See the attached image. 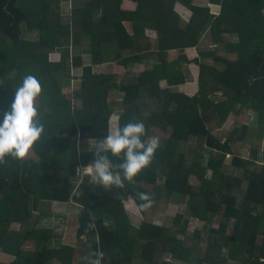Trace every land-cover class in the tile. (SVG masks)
Here are the masks:
<instances>
[{
  "label": "trees",
  "instance_id": "16d2710c",
  "mask_svg": "<svg viewBox=\"0 0 264 264\" xmlns=\"http://www.w3.org/2000/svg\"><path fill=\"white\" fill-rule=\"evenodd\" d=\"M64 1L71 2L0 0V113L9 107L23 76L32 74L42 85L37 107L45 124L44 134L31 149L35 156L22 161L6 157L7 163L0 164V250L14 257L0 264H75L77 252L83 257L97 248L105 252V264H177L165 259L168 252L174 259L195 264H263L264 154L259 168L251 167L260 160L259 150L250 158L235 154L231 165L241 171L238 176L225 175L221 168L226 156L234 154V142L264 135V0H208L207 5L194 0H74L68 17L62 9ZM212 6H218L219 12L214 13ZM187 8L192 14L183 22L180 11ZM146 29L155 30L157 39L148 37ZM27 32L39 36L26 37ZM65 38L76 47H87L91 63L84 64L78 53L69 64L70 55L61 48ZM214 45L235 57L219 54ZM188 49L197 50L198 56L189 59ZM56 53L60 60L53 58ZM207 57L211 63L204 61ZM144 59L153 62L151 69L135 73L128 68ZM107 60L119 70L125 68L124 78L117 72L93 71L94 65ZM192 62L199 70L198 83L189 81L183 70L185 64L195 75ZM71 66L82 70L72 96L65 90L71 77L64 79L63 73ZM176 85L180 90H172ZM190 85L193 94L186 91ZM113 91L124 94L119 127L142 121L148 131L145 139L158 132L166 137L134 184L125 182L122 189L105 191L89 184L87 177L78 179L76 168L93 159L79 141L97 140L110 131ZM218 91L224 92V99L211 98ZM244 108L255 112L254 130L248 124L236 126L225 139L211 131L215 115L223 124ZM196 137L203 144L192 159L182 146ZM244 183L239 204L236 189ZM77 184L82 195L70 197ZM138 192L149 194L150 202ZM129 198L143 214L153 201L182 202L185 209L174 221L179 230L151 220L134 224L125 206ZM53 201L82 206L76 216L80 248L51 245L57 236L54 228H12L41 211L42 203L50 207ZM185 212L204 222L195 230L198 239L206 232L204 257L185 242L188 227L180 224ZM233 218L237 222L229 234ZM89 222L96 227L86 231ZM27 243L34 245L26 248Z\"/></svg>",
  "mask_w": 264,
  "mask_h": 264
},
{
  "label": "rangeland",
  "instance_id": "374dc122",
  "mask_svg": "<svg viewBox=\"0 0 264 264\" xmlns=\"http://www.w3.org/2000/svg\"><path fill=\"white\" fill-rule=\"evenodd\" d=\"M74 2V0H71V2H62V9L64 10L65 16L68 17L71 14V7H72V3ZM195 3L200 4V5H207L209 4L208 0H194ZM212 11L214 13H218L219 12V7L218 6H212ZM181 17H182V21L186 22L189 20L190 16H191V11L187 8V9H182L180 11ZM64 20H67V18H65L63 16ZM127 26L130 27L129 23H126ZM146 34L148 37L151 38H155L157 39L158 35L157 32L155 30L152 29H146ZM39 36L37 33H26V37H31V38H35ZM206 38L208 39V37L206 36ZM227 39H232L235 40L236 38L233 36H229L226 35ZM209 40V39H208ZM206 42V41H205ZM209 41L206 42V47L208 48H212V46H210ZM216 49H218L219 54H225L227 56L230 57H235V53H228L225 52L223 47H219L217 45H214ZM62 51L64 54H69L70 58L68 59V63L72 60L73 55L76 54H81L84 56V64H90V57H88L87 53L84 48H87L85 46H75L72 44L71 41H69L67 38L64 39V45L61 46ZM187 52V56L189 57V59H193L195 57L198 56V52L195 49H188ZM53 58L60 60V54L56 53L52 55ZM177 56V55H176ZM205 62H212V58H205L204 59ZM72 62V61H71ZM70 64V63H69ZM191 65H193V67H195L196 70V74L194 75V72L188 68L187 70V65L184 64L183 70L185 71L186 75H187V79L189 81H194L195 83H198V67L196 66V63L192 62L190 63ZM153 62L147 59H144L142 61H138L136 63H131V65H129V69H132V72L135 73H139L142 72L144 70H148L151 69L153 67ZM219 67H221V65H218ZM119 69H117L116 63L112 62L110 60H107L106 62L102 63V64H96L93 67V71L96 73H111V72H117L118 77L119 78H124L126 70L125 68L122 67V69H120L119 71H117ZM82 70L80 67H74L71 66L70 68H64L63 73L65 75L66 79L67 77H71V81L68 82V79H66V85H65V90L70 94V96H72V92L74 89H78L79 88V83L81 82V78L80 76L82 75ZM195 79V80H194ZM164 86L167 85L166 82L163 81ZM185 87H183L182 89L184 90ZM188 92H190L191 94H193L195 92V88L190 85L186 87ZM180 90V86L176 85L173 86L172 90ZM124 94L120 91H113L112 94L110 95V100L114 99L115 104H113V112L112 115L110 117V130H115L117 127H119V119H120V113L122 111L121 109V101L123 99ZM211 98L214 100H221L225 98L224 92L223 91H218V93L212 94ZM148 99V98H147ZM149 102H151V100H148ZM75 103L80 106L81 105V101L80 100H75ZM155 103V102H153ZM36 105H37V101H36ZM219 117L218 115H215L211 121L210 128L212 129L211 131L215 134V135H219L222 136L223 139H225V137L236 127V126H242L243 124H248L250 125V127L252 128V130H254L257 126L255 125V112L252 110H247V109H242L239 113H232V115H230V117H228L226 119V121L223 124H219ZM159 137V140L162 141L165 137L164 134L161 132H158L156 134ZM152 137V136H151ZM150 138V137H149ZM251 140L249 141H238V142H234L233 143V151L234 154H228L226 156L225 159V164L223 165V167L221 168V170L223 172H225V175H233V176H238L239 174H241V171L236 170L232 165V159L234 157V155H240L244 158H250L253 154L254 150H259V156H260V160L256 161L254 165H251V167L254 168H259L261 166V163L263 162V154H264V135L263 138H256V136H253L250 138ZM96 139H89L86 141H79V147H81L83 144L84 146H86L87 148L90 147L89 143L95 142ZM89 141V143H88ZM201 144H203V142L201 141V139L199 138H195V139H191L189 142L185 143L184 146H182V151L185 152V154L189 155L190 158L193 159V157H197V152L195 150H199L201 148ZM28 156H35V154L32 153V150H30ZM27 157V156H26ZM208 175L211 176L212 175V171L210 170L208 172ZM77 178V177H76ZM194 184L196 186L200 185V181L197 179H194ZM246 186L247 184L244 183L241 188H237L236 190V194L238 196V203L240 204L242 197L246 191ZM184 203V202H183ZM125 206L126 209L129 213V217L132 220V222L136 225H139L142 221L144 220H151L153 222H156L158 224H167L170 225L172 227H174V232L178 231L179 227L176 225V223H174L175 221V216L177 215V213H179L181 210H184V204H182V202L179 201H175V200H170V199H162L159 201H153V203L151 204V208L150 210L146 213L143 214L140 209L138 208L137 204L135 203V201L131 198H129L127 201H125ZM82 206L75 204L73 201H68V202H59V201H53L52 204L50 205V207H48L47 203H42L41 206V211H45L47 213H44L43 211L41 212L40 210H36L34 212V214H32V216L29 218V220L27 222L24 223H14L12 224V228L16 229V230H21V231H26L30 228H54L55 229V233L57 234L56 238L53 239L51 241V245H60L63 243H69L72 245H75L76 247L80 248V244H79V239L77 238V220H76V216L79 214V212L81 211ZM221 216L217 215V219L219 221V219ZM218 221L214 222V226H218ZM236 219H231L230 221V225L228 228V232L229 234H232V230L234 228V225L236 224ZM180 224L185 225L187 224V233L185 235V242L187 244V246L196 248L197 250L195 251L199 256L204 257L205 255V251L207 248V235L206 232H203V234L201 235L202 238L198 239L195 235V230L197 229H201L204 225V222L199 221L198 219L194 220V217H190L189 213L185 212V216L181 219ZM262 232V231H261ZM263 234V232H262ZM264 236V235H263ZM86 241V237H83ZM262 238H259V241H262ZM91 242H89V246H91L90 244ZM33 243H27L25 245L26 248H32L33 247ZM90 248V247H88ZM228 252L227 248H225L223 250V254L226 255ZM76 261L75 264H81L83 261L81 259V253L77 252L76 253ZM165 259H168L170 261H173L174 263L177 264H195V262H188V261H183L181 262L179 259H174L171 253H166L165 254ZM14 257L11 256L10 254H7L5 252H2L0 250V261L2 262H9L13 259ZM204 264H209V263H204ZM230 264H236L235 262L231 261Z\"/></svg>",
  "mask_w": 264,
  "mask_h": 264
},
{
  "label": "clouds",
  "instance_id": "9594fccd",
  "mask_svg": "<svg viewBox=\"0 0 264 264\" xmlns=\"http://www.w3.org/2000/svg\"><path fill=\"white\" fill-rule=\"evenodd\" d=\"M41 95L39 79L32 74L24 75L9 107L0 113V164L7 163L6 157L22 161L44 134L45 124L36 105ZM147 136L148 131L142 121H129L95 142L88 141L90 147L87 151L93 153V159L76 168L78 179L87 177L89 184L99 185L105 191L122 189L125 182L134 184L135 177L150 166L160 146L158 136L145 139ZM111 157L120 162H114ZM81 195L77 184L70 197ZM137 195L144 201L151 200L147 193L138 192ZM95 227L94 222H89L86 231ZM105 255L102 249L97 248L81 259L83 264H105Z\"/></svg>",
  "mask_w": 264,
  "mask_h": 264
},
{
  "label": "built area",
  "instance_id": "2783aa9c",
  "mask_svg": "<svg viewBox=\"0 0 264 264\" xmlns=\"http://www.w3.org/2000/svg\"><path fill=\"white\" fill-rule=\"evenodd\" d=\"M260 261L264 264V255L260 256Z\"/></svg>",
  "mask_w": 264,
  "mask_h": 264
},
{
  "label": "crops",
  "instance_id": "0c3cea01",
  "mask_svg": "<svg viewBox=\"0 0 264 264\" xmlns=\"http://www.w3.org/2000/svg\"><path fill=\"white\" fill-rule=\"evenodd\" d=\"M192 217V216H191ZM193 218V217H192ZM197 219V218H194V220ZM199 220V219H198ZM234 262V261H233ZM230 264V263H229Z\"/></svg>",
  "mask_w": 264,
  "mask_h": 264
}]
</instances>
